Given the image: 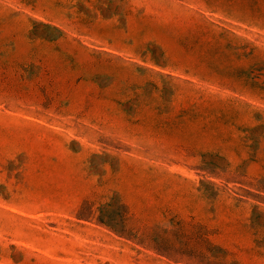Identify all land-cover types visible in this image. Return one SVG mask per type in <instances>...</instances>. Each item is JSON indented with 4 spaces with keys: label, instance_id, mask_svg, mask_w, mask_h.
Instances as JSON below:
<instances>
[{
    "label": "rangeland",
    "instance_id": "obj_1",
    "mask_svg": "<svg viewBox=\"0 0 264 264\" xmlns=\"http://www.w3.org/2000/svg\"><path fill=\"white\" fill-rule=\"evenodd\" d=\"M0 264H264V0H0Z\"/></svg>",
    "mask_w": 264,
    "mask_h": 264
}]
</instances>
